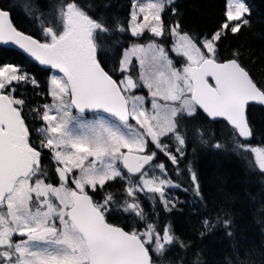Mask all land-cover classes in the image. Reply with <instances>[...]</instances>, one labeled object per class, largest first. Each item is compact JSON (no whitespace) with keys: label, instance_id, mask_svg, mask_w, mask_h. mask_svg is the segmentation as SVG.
<instances>
[{"label":"snow or ice","instance_id":"snow-or-ice-1","mask_svg":"<svg viewBox=\"0 0 264 264\" xmlns=\"http://www.w3.org/2000/svg\"><path fill=\"white\" fill-rule=\"evenodd\" d=\"M16 7L0 5V264H186L195 242L167 217L207 208L189 140L264 182V68L243 46L221 51L251 27L245 0H222L202 33L176 0H128L123 16L113 0H25L31 31ZM233 226L221 205L195 231L233 239Z\"/></svg>","mask_w":264,"mask_h":264},{"label":"trees","instance_id":"trees-1","mask_svg":"<svg viewBox=\"0 0 264 264\" xmlns=\"http://www.w3.org/2000/svg\"><path fill=\"white\" fill-rule=\"evenodd\" d=\"M87 2L89 0H85ZM221 2L222 0H176L183 14L185 29L193 33L212 30L220 19ZM245 3L250 10L251 27L245 28L235 39L225 40L221 51L243 46L246 53L250 52L254 57L255 63L250 67L257 73L264 68V0H245ZM113 5L121 16L126 14L128 0H113ZM12 18L18 28L32 30V22L20 12L12 13ZM29 67L43 81L44 74L40 68L35 64ZM254 123L258 132L264 130V117L259 113L254 117ZM215 130L219 137L220 126H216ZM202 147L198 141L190 139L187 151L188 159L193 161L201 177L207 208L182 203L167 217L178 235L195 242L193 249L186 253L187 257L191 260L192 253L201 250L200 259L203 264H227L237 254L240 259L249 260L250 264H264V182L259 177L248 175L244 163L235 153L202 150ZM182 186L188 187V182L184 181ZM174 195L182 201L191 200V192L178 191ZM221 205L231 211L234 238H227L220 228L201 240L195 231L200 221L205 216L214 218ZM234 242L237 245L235 252L232 247Z\"/></svg>","mask_w":264,"mask_h":264},{"label":"flooded vegetation","instance_id":"flooded-vegetation-1","mask_svg":"<svg viewBox=\"0 0 264 264\" xmlns=\"http://www.w3.org/2000/svg\"><path fill=\"white\" fill-rule=\"evenodd\" d=\"M12 3L17 4V7L13 11V13L20 12L21 15L26 18V13L24 10L25 0H0V5H11ZM26 19H28V18H26ZM29 23H31V22H29ZM202 150H207V148L202 147ZM177 251H179V250H177ZM180 254L185 256L186 264H190L191 260H189V257H187L186 253H180Z\"/></svg>","mask_w":264,"mask_h":264},{"label":"water","instance_id":"water-1","mask_svg":"<svg viewBox=\"0 0 264 264\" xmlns=\"http://www.w3.org/2000/svg\"><path fill=\"white\" fill-rule=\"evenodd\" d=\"M2 47H4V46H2ZM39 66V65H38ZM40 67V66H39Z\"/></svg>","mask_w":264,"mask_h":264}]
</instances>
